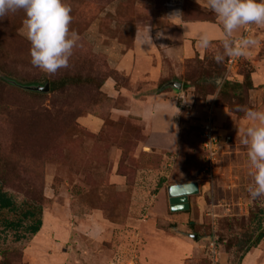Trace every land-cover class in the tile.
Returning <instances> with one entry per match:
<instances>
[{
  "label": "rangeland",
  "instance_id": "1",
  "mask_svg": "<svg viewBox=\"0 0 264 264\" xmlns=\"http://www.w3.org/2000/svg\"><path fill=\"white\" fill-rule=\"evenodd\" d=\"M66 3L69 30L80 39L67 67L55 73L31 64L23 10L0 17V185L21 209L37 205L42 220L37 233L20 230L25 237L16 241L2 221L16 220L19 212L0 211V264H211L208 242L214 235L222 264H264V238L241 257L264 227V197L249 196L251 177L240 142L251 124L245 110H264V25L233 33L232 40L259 41L233 69L229 56L214 59L223 51V37L209 40L189 60H152L153 69H166L149 79L148 66L142 62L136 69L133 63L136 35L149 30L161 52V43L172 44L176 22L186 21L182 16L221 28L207 0ZM168 6L181 20L167 16ZM66 74L83 79H74L55 98L46 93L44 100L5 80L44 84ZM104 79L100 90L110 92L108 98L96 88ZM171 80L182 88L162 89ZM247 80L249 89L223 88ZM166 94L178 112L176 132L149 135L138 116L111 113L124 109L127 97ZM205 126L218 143L212 162L202 149ZM180 181L198 188L184 209L174 210L167 185Z\"/></svg>",
  "mask_w": 264,
  "mask_h": 264
},
{
  "label": "clouds",
  "instance_id": "2",
  "mask_svg": "<svg viewBox=\"0 0 264 264\" xmlns=\"http://www.w3.org/2000/svg\"><path fill=\"white\" fill-rule=\"evenodd\" d=\"M207 6L219 21L224 36L223 51L214 57L217 62L225 56L245 55L248 48L259 43L252 37L239 41L231 37L241 26L264 25V0H207ZM17 10H23L26 17L23 25L30 42L31 64L47 73L67 67L80 37L74 30H69L72 16L66 0H0V17ZM180 15L175 12L169 18ZM198 43L203 48L209 47L207 34H201ZM215 84L219 89L220 78L215 79ZM245 116L251 124L244 130L240 142L246 147L251 177L247 191L250 198L256 199L264 197V110L248 108Z\"/></svg>",
  "mask_w": 264,
  "mask_h": 264
},
{
  "label": "crops",
  "instance_id": "3",
  "mask_svg": "<svg viewBox=\"0 0 264 264\" xmlns=\"http://www.w3.org/2000/svg\"><path fill=\"white\" fill-rule=\"evenodd\" d=\"M176 24L177 25L175 26L177 30L170 36L172 44L166 45L161 43L164 52H160L155 44H152L151 40H148V30L143 31V33H138L136 35L137 38L133 41L134 48L132 50L135 58L133 63L136 62L137 69L139 68L140 63L144 62L143 67L146 69L148 66V70L151 74H149V79L156 75L158 76L159 72L161 73L166 69V66L163 67L162 65L153 69L151 64L152 60L158 58L161 61L164 56L167 58V63L171 59L175 62H182L184 59H191L195 55V51H202V47L198 43L201 34H207L209 40L222 39L224 37L218 24L206 21H182L180 23L176 22ZM150 35L149 32V36ZM158 51L159 57H157ZM156 70H158L157 73L155 72ZM139 75L140 74L136 73V78H139ZM110 94L111 93L109 92L108 96ZM127 99L128 103L124 105V109H121V111H118V109L111 110V113L114 114V116H117L118 114L119 116H138L140 120L147 125L146 128H150L149 135H162L165 133L169 134L170 131H177V127L179 126L178 112L174 110L175 107L171 99H169V94L163 96L151 95L138 100L130 96L127 97ZM184 183H191V181H180L167 185L170 204L173 205L174 210L184 209L187 205L188 198L190 195L195 194L196 189L198 188L196 185L192 192L186 193L171 189L173 186ZM136 185H138V183H136ZM161 189L162 188H160V190ZM141 190L142 188L140 187L137 189L135 188L134 196L131 197L133 204L137 201V195L140 194Z\"/></svg>",
  "mask_w": 264,
  "mask_h": 264
},
{
  "label": "trees",
  "instance_id": "4",
  "mask_svg": "<svg viewBox=\"0 0 264 264\" xmlns=\"http://www.w3.org/2000/svg\"><path fill=\"white\" fill-rule=\"evenodd\" d=\"M187 15V13H185ZM182 19L186 21H196L198 19L196 18H187L183 17ZM189 60V59H187ZM109 77V76H108ZM107 78V77H106ZM75 79V78H74ZM71 79L69 74H66L64 77H61L60 79L57 80H51L49 82V92L50 93H56L53 95L55 98L58 91L64 88L70 86L71 84L75 83V80H78L79 82L82 81L83 77H78L75 80ZM107 80V79H106ZM105 79L99 82V84L96 86L97 90H99V94L105 97V93L103 95L102 91L100 90L101 87L103 86L104 82L106 81ZM35 81V80H34ZM38 82V81H37ZM246 84V86L251 88V83L250 81H244L243 83H235V84H229L228 82L224 83V89L227 87L234 91L235 89L241 88ZM57 91V92H56ZM60 91V92H62ZM29 96L33 98V100H44V97H46V93H40V92H27ZM108 98V96L106 95ZM97 117L101 118V116L97 115ZM105 129V124L102 126L100 131H103ZM95 136V135H94ZM99 136V135H96ZM159 184V183H158ZM6 210L8 212H19L20 217H18L16 220H3V228L4 230H11L15 232V240L19 241L20 239L25 237V234H35L37 233L42 225V220H41V212L40 208L37 205H30L27 204V207L24 209H21L16 202L12 199L10 195L6 191H4L0 185V211ZM24 222H28L24 224ZM20 230H23L24 233H19ZM264 238V227H258L256 236L254 240L250 243V245L244 250V252L241 254V257L244 255V253L248 252L251 248H255L260 241Z\"/></svg>",
  "mask_w": 264,
  "mask_h": 264
},
{
  "label": "built area",
  "instance_id": "5",
  "mask_svg": "<svg viewBox=\"0 0 264 264\" xmlns=\"http://www.w3.org/2000/svg\"><path fill=\"white\" fill-rule=\"evenodd\" d=\"M176 9L170 10L169 6L166 9V13L167 16L170 17L173 13L178 12V11H174ZM179 14H181L179 12ZM172 19H176V18H172ZM181 20V15L177 18ZM243 38V37H242ZM240 38V39H242ZM240 39H237L235 41H239ZM241 56H229L228 58V66L230 67V69H233L239 61V58ZM213 109V105L210 104L208 106V112H209V119H211V112ZM209 128H211L210 126H205L203 129L204 131L202 132V149L208 152V160L209 161H213V158L218 154L217 152V139L215 137L211 138V134L209 132ZM229 138V136H228ZM240 205V203H238ZM219 242L217 237L214 235L208 242V260H210L211 264H222L221 261L219 260V255H220V250H219Z\"/></svg>",
  "mask_w": 264,
  "mask_h": 264
},
{
  "label": "water",
  "instance_id": "6",
  "mask_svg": "<svg viewBox=\"0 0 264 264\" xmlns=\"http://www.w3.org/2000/svg\"><path fill=\"white\" fill-rule=\"evenodd\" d=\"M5 80L8 83L21 87L22 89L27 90V91L40 92V93L49 92V83L47 82H45L44 84H39V83L19 84L16 81L11 80V79L5 78ZM164 87H171L173 89L180 90L182 88V84L180 81L171 80L166 85H164L162 89ZM194 187H196V184L194 182L193 183L191 182V183H184V184L173 186L171 187V189L177 190L178 192H181V193H186V192H192V190H194Z\"/></svg>",
  "mask_w": 264,
  "mask_h": 264
}]
</instances>
